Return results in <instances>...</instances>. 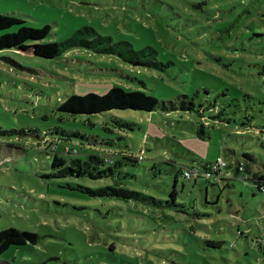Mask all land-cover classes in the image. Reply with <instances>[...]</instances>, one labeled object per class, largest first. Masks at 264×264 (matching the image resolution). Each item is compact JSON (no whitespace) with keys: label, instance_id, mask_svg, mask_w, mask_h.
Wrapping results in <instances>:
<instances>
[{"label":"rangeland","instance_id":"374dc122","mask_svg":"<svg viewBox=\"0 0 264 264\" xmlns=\"http://www.w3.org/2000/svg\"><path fill=\"white\" fill-rule=\"evenodd\" d=\"M0 14L36 29L51 26L47 42L94 28L114 43L155 49L163 66L131 65L82 49L54 60L0 52V128L38 132L0 135V231L40 237L36 245L11 247L0 264H264L260 248L249 245L264 232V193L238 180L221 193L202 180L196 186L185 182V212L192 217H177L169 207L91 198L78 187L115 183L50 178L51 157L38 154V141L43 148L46 138L68 139L82 161L90 147L110 162L121 161L124 152L139 161L126 162L115 180L163 199L174 188L178 167L204 169L217 159H241L245 142L257 144L253 153L264 173V134H256L264 128V0H0ZM114 86L162 102L189 99L195 111H59L72 95H104ZM117 118L132 129L119 128ZM200 124L207 127L205 137L198 134ZM205 187L211 202L220 194L217 205L203 203ZM196 212L207 217L192 223ZM209 241L223 244L210 247Z\"/></svg>","mask_w":264,"mask_h":264},{"label":"trees","instance_id":"16d2710c","mask_svg":"<svg viewBox=\"0 0 264 264\" xmlns=\"http://www.w3.org/2000/svg\"><path fill=\"white\" fill-rule=\"evenodd\" d=\"M20 26L18 31L12 33H6L0 35V52L4 50H15L20 53H32L33 55L48 60L59 59L61 56L67 54L74 50H85L92 53L95 56H107V57H117L131 65L136 63L143 65L148 68L157 69L163 67L157 58V52L151 47H147L142 50H136L134 46L128 41H121L114 43L111 38L100 35L94 28H85L78 34L70 39L62 42L50 41L47 42L46 39L51 35L52 28L49 25L44 26L42 29H36L24 25V21L20 18L2 15L0 14V32L14 27ZM150 58V59H149ZM15 66H18L13 60L7 59ZM142 111L153 113L155 111H161L170 114H187L195 111V104L189 99H178L172 102H162L158 98L148 95L143 91H129L120 86H114L104 95H98L94 93H89L86 95H72L67 98V100L62 103L59 107V111L69 115H100L111 111ZM221 113V112H220ZM199 115H202L200 110ZM217 116H214V118ZM204 118V117H201ZM117 120H121L118 119ZM115 121L119 128L128 127L131 128V123L127 121ZM201 130L198 131L199 136L205 137L207 127L204 124H200ZM262 132L257 131V136L264 134V128ZM36 131H25V130H4L0 128L1 136H24L27 134H37ZM60 132L57 131V135ZM63 136L70 137L71 135L80 136L77 133H69L62 131ZM203 135V136H202ZM41 139V137L38 135ZM119 139H123L122 135L119 134ZM68 139L59 138L57 140L46 138L43 140L44 146H41V140L38 142L39 151L38 154L51 157V161L47 162L48 167L54 172L52 175H48L50 178L55 177H69L75 176L77 178L87 177L92 180H112L115 184L100 187V188H89L79 186L78 190L91 197H106L112 198L114 201H125L128 203L142 202L146 204L155 205L156 207H169L170 211L177 215V217H192L186 211V206L189 204L184 200L182 194L185 193V182L192 183L196 186L200 180L205 183L218 187L220 193L227 190H232L233 181L238 180L242 182L246 187H251L259 192L264 193V173L258 169V159L254 155V149L257 144L245 142L246 150L241 153L242 158L235 161H222L224 166L220 170L215 172L212 178L206 177V173L214 168L218 163L207 162L203 165L204 169L198 167L190 166L178 167L177 173L175 174L174 188L169 192V194L163 198H156L145 193H140L138 191L128 189L122 186V183L117 182L116 176L117 171L121 172V169L126 165V162L136 163L139 159L132 158L121 152V158L119 162H110L108 156L102 154H92L93 149L90 147L88 158L85 161L81 159L74 158L80 155L79 150L72 147L68 142ZM95 144L97 142L94 141ZM264 147V142H259ZM111 144V143H106ZM259 147V144H258ZM62 148V149H61ZM59 150H62L61 152ZM234 155H236L233 150ZM67 158L71 161L68 162ZM74 158V159H73ZM197 171V175L194 178L187 179L185 177V172ZM121 176V175H120ZM179 179H182V187L178 189ZM223 184V189L221 187ZM204 191L206 195L204 197L205 205H217L221 196L211 202L209 199V188L205 187ZM191 192V191H190ZM170 213V212H169ZM168 216H170L168 214ZM206 216L207 214L195 213L193 222L198 221L199 218ZM194 229V228H193ZM243 235V234H242ZM249 239V234L247 235ZM40 240L37 233L34 232H22L17 229H7L0 231V256L11 249V247H22L29 244L36 245ZM222 242L209 241L208 245L210 247L221 248ZM249 245L251 247L258 246L264 255V232L260 237L249 240ZM264 261V260H263Z\"/></svg>","mask_w":264,"mask_h":264},{"label":"built area","instance_id":"2783aa9c","mask_svg":"<svg viewBox=\"0 0 264 264\" xmlns=\"http://www.w3.org/2000/svg\"><path fill=\"white\" fill-rule=\"evenodd\" d=\"M224 165H225V164H224V162L222 161V159H219V160H218V163L214 166V168L206 173V177H208V178H212L213 174H214L215 172H217L218 170H220L221 167L224 166ZM195 175H197V171H189V170H187V171L185 172V177H186L187 179L194 178Z\"/></svg>","mask_w":264,"mask_h":264}]
</instances>
